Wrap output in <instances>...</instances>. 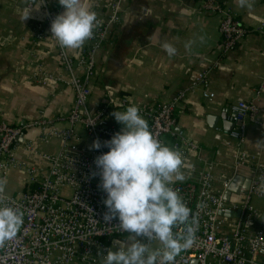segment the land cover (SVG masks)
I'll list each match as a JSON object with an SVG mask.
<instances>
[{"label":"built area","instance_id":"obj_1","mask_svg":"<svg viewBox=\"0 0 264 264\" xmlns=\"http://www.w3.org/2000/svg\"><path fill=\"white\" fill-rule=\"evenodd\" d=\"M129 1L110 0L106 20L99 23L77 61L83 70V75L77 76L73 58L51 38V22L63 7L58 0L55 9L47 7L45 0H38L44 19L34 26L36 40L51 43L68 74L64 79L41 71L38 80L47 85L62 83L71 89L73 101L67 114L54 120L41 114L21 124L0 122V181H3L0 201L23 213L17 236L0 245V264H102V255L115 246L113 242H121L128 236L117 228L118 220H104L105 193L99 187V176L94 175L97 171L94 160L108 149L102 147L97 151L91 145L96 140L103 144L117 130L111 104L89 107V82L96 52L120 25L124 4ZM229 1L203 0L201 6L203 12L218 19L223 57L249 33ZM255 32L264 38V24L256 27ZM206 73H201L187 91H180L171 102L146 112L152 135L162 144L166 137L173 139L171 147L181 153L183 164L187 154L197 147L176 128L174 110L198 86L203 98H213ZM263 90L260 87L258 94ZM231 110L234 127L228 137L237 143L232 156L233 174L216 176L213 164L206 163L198 171L195 182H172L197 221L194 246L182 251L175 264H264V215L253 205L254 199H264V157L243 149L246 124H258L257 107L253 102L239 101ZM61 124L66 126L60 127ZM33 130L36 136L31 138L28 133ZM82 137L87 140L85 144ZM56 140L59 145L56 153L40 149V145ZM243 170L250 174L246 193L225 200L233 178ZM14 180L15 188L9 189ZM227 213L238 216L227 217ZM149 247H159V242L152 241Z\"/></svg>","mask_w":264,"mask_h":264},{"label":"crops","instance_id":"obj_2","mask_svg":"<svg viewBox=\"0 0 264 264\" xmlns=\"http://www.w3.org/2000/svg\"><path fill=\"white\" fill-rule=\"evenodd\" d=\"M83 2L97 12L100 22L106 20L110 0ZM45 3L56 8L55 0ZM202 3L203 0H130L124 4L120 25L96 52L89 82L91 109L111 104L113 113L134 104L147 121L148 110L171 102L207 72L213 98H203L198 86L174 110L176 128L197 147L187 154L180 169L185 179L176 183L195 182L206 163L213 164L216 176L233 174L232 156L237 143L224 134V126L233 118L231 106L239 101L253 102L257 107L258 124H246L243 149L264 157V90L258 94L260 87L264 88V38L255 32L264 24V0H248V6L243 8L239 0L229 1L249 33L224 57L218 19L203 12ZM29 4L39 6L30 9L29 17L22 20L21 10ZM43 19L44 10L38 0H0V122L21 124L41 114L54 120L65 116L72 105L71 89L62 83L47 85L38 80L41 71L68 78L51 43L36 40L34 26ZM163 42L177 48L175 56L166 54L161 48ZM85 46L86 43L79 49H66L74 60L77 76L83 75L77 61ZM114 125L120 132L122 126L115 118ZM28 136L34 138L36 131H30ZM82 141L87 142L84 137ZM172 143L173 139L166 137L163 144L171 147ZM58 146L56 140L40 145V149L54 154ZM249 175L243 170L233 180L240 177L249 182ZM15 181H11L9 189L15 188ZM253 205L264 215V199H254ZM121 242H130L129 237H123Z\"/></svg>","mask_w":264,"mask_h":264},{"label":"clouds","instance_id":"obj_3","mask_svg":"<svg viewBox=\"0 0 264 264\" xmlns=\"http://www.w3.org/2000/svg\"><path fill=\"white\" fill-rule=\"evenodd\" d=\"M64 11L51 22V38L62 49H79L93 38L100 21L97 12L83 0H58ZM247 7L248 0H239ZM39 6V5H38ZM29 6L21 10V18L30 15ZM190 47V42L185 48ZM169 57L177 48L161 43ZM122 126L120 132L101 144L96 140L93 150H108L95 160L100 189L105 193V222L118 220V229L128 234L130 242H113L102 264H175L176 257L196 242V218L185 203L173 181L182 182L181 153L162 144L150 132L148 122L136 105L112 113ZM3 181H0L2 190ZM23 223L19 208L0 201V245L11 241ZM182 229V231H174ZM147 240V243L142 242ZM158 241L159 247H149Z\"/></svg>","mask_w":264,"mask_h":264},{"label":"water","instance_id":"obj_4","mask_svg":"<svg viewBox=\"0 0 264 264\" xmlns=\"http://www.w3.org/2000/svg\"><path fill=\"white\" fill-rule=\"evenodd\" d=\"M232 117L234 118V114L232 112ZM232 118V120H233ZM230 121L229 124L225 125L224 126V134H229V132L232 130V128L234 127V122L233 121ZM248 184L249 182L248 181H244L242 178L240 177H236L232 183L230 184L229 188H228V191L225 195V200H228L229 199V196L231 193H235V194H239V193H246L247 189H248ZM225 216L227 217H232V216H235L237 217L238 216V213H235L234 215L230 214V213H227L225 214ZM192 264H195V262H193Z\"/></svg>","mask_w":264,"mask_h":264}]
</instances>
